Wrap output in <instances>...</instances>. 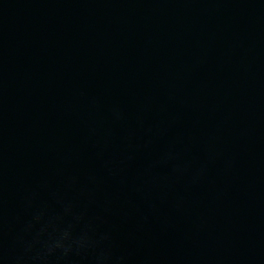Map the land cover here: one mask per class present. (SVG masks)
Listing matches in <instances>:
<instances>
[{"label": "water", "instance_id": "1", "mask_svg": "<svg viewBox=\"0 0 264 264\" xmlns=\"http://www.w3.org/2000/svg\"><path fill=\"white\" fill-rule=\"evenodd\" d=\"M0 264H264V0H0Z\"/></svg>", "mask_w": 264, "mask_h": 264}]
</instances>
